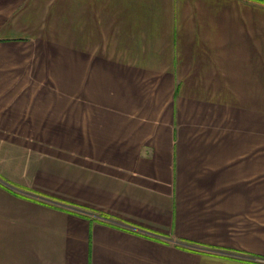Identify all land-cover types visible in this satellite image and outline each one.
Listing matches in <instances>:
<instances>
[{"label": "crops", "instance_id": "crops-1", "mask_svg": "<svg viewBox=\"0 0 264 264\" xmlns=\"http://www.w3.org/2000/svg\"><path fill=\"white\" fill-rule=\"evenodd\" d=\"M261 186L263 4L0 0V264H256Z\"/></svg>", "mask_w": 264, "mask_h": 264}, {"label": "rangeland", "instance_id": "rangeland-1", "mask_svg": "<svg viewBox=\"0 0 264 264\" xmlns=\"http://www.w3.org/2000/svg\"><path fill=\"white\" fill-rule=\"evenodd\" d=\"M24 152H26V150ZM21 190H22V188H21ZM261 190H264L263 186H261ZM31 196L36 197L34 195H31ZM260 203H261V209H260V235H261L260 252L261 253H260V257H257L254 259L242 258L244 261H250V262H253L256 264H264V192H261V194H260ZM184 244H186V243H184ZM185 246H188L189 248H193V250H199V251H202L204 253H208V254H212V255L234 256V255H232L231 251H222V250H215V249H209V248H200L197 246L193 247L192 245H185Z\"/></svg>", "mask_w": 264, "mask_h": 264}, {"label": "trees", "instance_id": "trees-1", "mask_svg": "<svg viewBox=\"0 0 264 264\" xmlns=\"http://www.w3.org/2000/svg\"><path fill=\"white\" fill-rule=\"evenodd\" d=\"M253 2H257V3H260V4H264V1L263 0H251Z\"/></svg>", "mask_w": 264, "mask_h": 264}]
</instances>
